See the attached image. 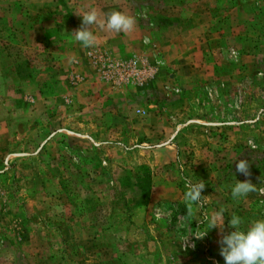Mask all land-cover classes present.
<instances>
[{"label": "crops", "instance_id": "obj_1", "mask_svg": "<svg viewBox=\"0 0 264 264\" xmlns=\"http://www.w3.org/2000/svg\"><path fill=\"white\" fill-rule=\"evenodd\" d=\"M19 2L26 7L8 14H16L10 31L22 40L7 39L2 48L3 62L11 66L9 76L14 82L3 86L1 93L2 115L12 119L1 127V133L14 144L24 140L21 152L14 154L23 156L24 161L33 158V146H59L67 137L80 141L84 183L69 191H81L98 203L90 202L86 209L78 207L79 203L75 208V203L62 219L51 214L34 217V227L27 215L18 218V232L12 233L17 235L21 260L29 248L35 258L28 263L38 264L47 246L51 264H105L107 259L101 256L93 263L87 261V257L92 258L90 253H81V262L73 263L72 256L59 260L56 244L65 239L74 242L71 227L80 220L84 236L78 241L101 245L135 238L138 242V233H132L135 230L145 234L150 246L160 240L170 246L179 240L182 246L187 242L194 255L212 241L210 224L221 207L226 211L223 221L229 233L228 221L233 214L243 219L244 230L252 221L263 220L251 212L247 196L232 197L236 180L244 182L245 176L229 161L245 132L264 133V76H257L264 75V16L257 19L254 14L262 10L260 1L233 5L228 0L220 14L203 10L198 3L190 8L180 5L170 8L167 17L159 21L136 24L129 33L93 25L97 41L91 48H84L70 34L91 8L100 13L101 20L106 18L111 11L100 6L101 0ZM88 49L114 58L137 59L149 70L146 82L121 89L110 87L86 57ZM230 49L238 51L237 61L229 57ZM236 98L240 104L235 109ZM138 110L144 113L143 118L136 114ZM129 120L134 124L129 125ZM189 149L195 157L188 180L205 182L202 194L208 201L205 209L193 205L190 215L184 200L186 189L176 167ZM53 156L63 161L59 151ZM34 158L42 159V155ZM21 181L24 185L19 191L25 195L31 178L22 177ZM112 182L120 188L121 198L109 201L108 184ZM112 200L122 201L130 213L123 216L125 209L120 211L116 205L108 219L107 205L101 207L106 203L99 202L114 205ZM2 217L0 224L11 230L10 217ZM206 231L204 238L195 237ZM62 232L67 238L61 237ZM31 240L40 243L35 245L38 247L28 245ZM77 250L74 247V254ZM1 253L9 254L4 248ZM118 254L130 255L123 248Z\"/></svg>", "mask_w": 264, "mask_h": 264}, {"label": "rangeland", "instance_id": "obj_2", "mask_svg": "<svg viewBox=\"0 0 264 264\" xmlns=\"http://www.w3.org/2000/svg\"><path fill=\"white\" fill-rule=\"evenodd\" d=\"M225 1L227 0H101L100 6H103V8L108 11H122L132 15L136 20V24H141L142 22L150 21V19L159 21L161 18L167 17L166 15L169 14L170 8L180 5H186L187 8H190L195 3H198L200 5L199 7H203V10L212 9L215 10L217 14H220L223 10ZM232 1L233 5H237L239 0ZM32 4L34 3H30V5ZM22 7L24 8L26 6H23V3L21 5L19 0H0V77L5 80L3 81L0 78V97H2L1 93L3 92V86H8V83L14 82L9 76L11 66H5L6 63L3 62L5 55L2 48L7 44V39H9L10 42L14 39L18 41L20 39L22 40V38H19V35L10 31L12 29L11 21L16 23L17 18L13 17L16 16V14L9 15L8 12L10 10H16L18 13L22 11ZM171 13L175 12L171 11ZM245 16V14L242 15V17ZM10 36L13 38H10ZM10 50H13V48H10ZM229 51V57L237 61L239 56L233 55ZM257 76L263 78L264 75L260 76V73H258ZM233 104V108L236 109L240 104V100L236 98ZM2 111V104L0 103V222L3 218L2 215L5 214L7 215V219L10 217L12 227L11 230H9L7 226L4 227L0 224V264H29L28 261L35 257L34 254L30 252V249L27 248V251L23 254L24 257L22 256V260L20 258V246L16 235L19 227L18 218L27 215V218L32 220L30 221L32 224L34 222V217L41 216V218H44L46 214H51L53 217L62 219L68 212V207L71 209L70 207L75 203V208L77 203H79L78 207L84 206L85 209L86 205L90 202L95 204L98 203L97 199L94 200V198H90L88 195L81 193V191H69V189L75 186H83L82 184L84 183L83 174L81 172L82 162L80 161L83 153L79 150L83 148V145L80 141L74 142L73 138L70 141L67 137L59 141V146L57 145L58 143L53 146H42L41 148H34L33 146L31 150V156H33V158L24 161L21 159L23 156L14 155L21 152L23 146L20 144H22L24 140H17L14 144L9 137L1 133L3 132L1 127H5V124L9 125V121L12 120L8 115L3 116ZM143 117L144 116H142V118ZM128 123L129 125H133L134 120H129ZM18 131L23 132L21 128H19ZM260 133L257 132V130L245 132V139L243 142L234 145L233 148L235 149L232 154V159L229 161H232L235 167L240 160L246 159L249 161V171L251 175L245 177L244 181L250 180L256 185L257 190L249 193L245 201H248L247 206L253 207L251 212L259 214L262 217L261 219L264 220V133L262 130ZM249 140L253 143L249 144ZM58 151L63 161L55 160L56 156L54 157L53 155L54 153H58ZM192 151L193 150L189 151L185 155L183 154V157L176 165L181 177V186L186 190V183L189 181L188 177L195 157ZM35 155H37V157L42 155V159L35 160ZM22 177L31 178L28 186L30 192L27 191L25 195L23 191H19V187L24 185V182L21 181ZM108 185H111V192L107 195L109 201L111 197L113 199L119 198L121 195L120 188L116 185L114 186L113 182ZM58 187L61 188V190L56 192ZM62 187L67 189L63 190ZM6 189H11V191L6 193ZM202 196L204 195L202 194ZM118 200H112L114 205H109L110 202H99V204L106 203L101 204V207L104 208L107 205L108 219H111L112 212H115L116 205L120 211H123V208L125 209L124 214H122L123 216L130 213L126 206H122V201ZM201 203L202 209H205L208 205L207 200ZM23 204H25L24 207ZM96 208V210L100 211L98 207ZM226 215L228 214L226 213ZM153 218L158 219L157 215H153ZM82 221L83 220H80V222L73 224V227H71L72 236L76 238L74 242L65 239L63 244L61 242L56 244V246H58L57 254L59 260H65L68 256H72L73 263L77 261L81 262V253L82 255L90 253L89 256L91 255L92 258L87 257L86 259L87 261L91 260L92 263L93 259L97 260V258L99 259V256H101L103 259H107L105 260V264H225L223 257L219 254V241L222 238L219 227L213 228L212 241L204 243L203 250L197 253V255H194V251L189 249L187 242H185V247H183L182 240L176 241V243L172 242L171 244L173 245L171 246L160 240L158 243L156 242L150 246V242L146 240L145 234H142L140 231L136 232L135 230H133L132 233H138V242H136L135 238L128 239L126 242L120 241L117 243L107 241L101 243V245L99 243H88L86 240L78 241L79 238L84 236L80 231L82 230L80 228ZM200 227L201 225H199V228ZM12 229H14V231ZM128 230H130V228ZM71 232L69 230V235ZM66 233L68 236V231ZM224 234H230L227 228H224ZM67 236L62 232L61 237L67 238ZM39 244L40 243L34 240L28 242V245L32 246ZM49 244L48 242V245ZM53 245L55 244L53 243ZM74 247L75 249L76 247L78 248L75 254ZM3 248L4 250L6 249L9 254L2 255L1 250ZM121 248L129 252L130 255L128 258L118 254ZM25 254L30 255V257H26ZM48 254L49 252H47L46 246L44 247L42 257H40L38 264H51L47 256ZM94 255H96L95 258Z\"/></svg>", "mask_w": 264, "mask_h": 264}, {"label": "clouds", "instance_id": "obj_3", "mask_svg": "<svg viewBox=\"0 0 264 264\" xmlns=\"http://www.w3.org/2000/svg\"><path fill=\"white\" fill-rule=\"evenodd\" d=\"M80 27L74 30L70 35L79 42L84 48L95 46L97 37L92 31L93 25H99L102 28L114 33H129L136 26V20L132 15L122 11H111L105 14V19H100V13L95 8L89 9L82 16ZM148 42L147 40L145 41ZM249 144L253 142L248 141ZM250 163L248 160H240L236 164V171L245 177L251 175ZM186 192L184 200L187 206V212L190 215L193 205L202 206V201L207 197L202 196L205 189V182L201 179L197 183L188 181L186 183ZM256 185L250 180L244 182L237 181L232 187L231 195L234 199L246 197L249 193L256 191ZM159 214L161 210L156 209ZM225 209H221L214 213L210 228L219 227L222 238L219 241L220 252L225 264H264V220H255L250 223L246 230L242 229L243 219L233 214L228 221L229 227L232 229L230 234H224L223 213ZM219 221V223H217ZM208 231L197 234V239H202Z\"/></svg>", "mask_w": 264, "mask_h": 264}, {"label": "built area", "instance_id": "obj_4", "mask_svg": "<svg viewBox=\"0 0 264 264\" xmlns=\"http://www.w3.org/2000/svg\"><path fill=\"white\" fill-rule=\"evenodd\" d=\"M229 52L237 55L234 50ZM86 57L99 70L101 79L110 87L121 89L133 85L140 86L147 80L149 70L142 62L133 57L128 59L114 58L97 49H88ZM136 114L140 117L144 115L140 110L136 111ZM183 247H185V244Z\"/></svg>", "mask_w": 264, "mask_h": 264}, {"label": "trees", "instance_id": "obj_5", "mask_svg": "<svg viewBox=\"0 0 264 264\" xmlns=\"http://www.w3.org/2000/svg\"><path fill=\"white\" fill-rule=\"evenodd\" d=\"M243 1H246V0H242V1H238L240 4L243 2ZM254 1H256V3L258 2V1H260V2H262V7H260V9H262L261 11H259V10H257V9H255V10H257L256 12H254V14L256 15V18L257 19H259V18H261V17H263L264 16V0H254ZM227 2H228V0H227ZM230 50H234L236 53H237V55H239V53H238V51H236L235 49H230Z\"/></svg>", "mask_w": 264, "mask_h": 264}]
</instances>
